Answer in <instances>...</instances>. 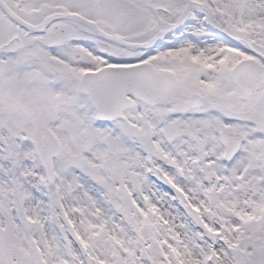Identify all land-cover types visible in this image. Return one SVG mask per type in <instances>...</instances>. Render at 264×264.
<instances>
[{"label":"snow or ice","instance_id":"obj_1","mask_svg":"<svg viewBox=\"0 0 264 264\" xmlns=\"http://www.w3.org/2000/svg\"><path fill=\"white\" fill-rule=\"evenodd\" d=\"M0 264H264V0H0Z\"/></svg>","mask_w":264,"mask_h":264}]
</instances>
